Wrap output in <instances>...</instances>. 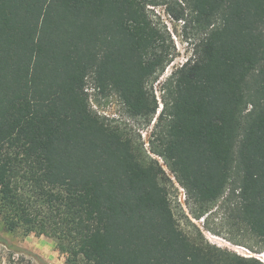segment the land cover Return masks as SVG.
Instances as JSON below:
<instances>
[{"label":"trees","instance_id":"1","mask_svg":"<svg viewBox=\"0 0 264 264\" xmlns=\"http://www.w3.org/2000/svg\"><path fill=\"white\" fill-rule=\"evenodd\" d=\"M157 7L197 40L159 113L174 46ZM111 96L134 126L92 109ZM221 200L264 243V0H0L4 231L64 264H263L192 222Z\"/></svg>","mask_w":264,"mask_h":264},{"label":"rangeland","instance_id":"2","mask_svg":"<svg viewBox=\"0 0 264 264\" xmlns=\"http://www.w3.org/2000/svg\"><path fill=\"white\" fill-rule=\"evenodd\" d=\"M153 11L157 16L154 19L159 21L160 26L166 27L174 46L172 61L159 79L153 83V90L159 103V113L162 108L160 99L162 85L172 72L192 57L193 47L197 40H195L196 36H193L194 34L190 32L189 26L184 28V22L175 20L166 12L165 7L153 8ZM91 106L99 115L134 126V122L124 116L122 106L116 96L98 98L97 103L91 99ZM149 132L150 130L140 132L145 142L148 139ZM166 172L169 174L167 170ZM175 185L177 188V201L175 204L178 203L186 211L184 191L177 184ZM221 205L222 200L208 216L200 220H192L207 242L236 254H238L235 251L236 248L242 247L253 254L254 257L252 258L256 259L255 256L264 257V243L258 239L241 235L236 229L231 228L226 209ZM65 259L66 255L56 248L51 239L44 236H35L34 234L24 236L21 232L8 233L4 231L0 223V264H64Z\"/></svg>","mask_w":264,"mask_h":264},{"label":"built area","instance_id":"3","mask_svg":"<svg viewBox=\"0 0 264 264\" xmlns=\"http://www.w3.org/2000/svg\"><path fill=\"white\" fill-rule=\"evenodd\" d=\"M184 193V192H183ZM184 198H185V195H184ZM240 250V252H239ZM239 255L243 256V257H246V258H250V257H254L253 254L248 251L247 249L245 248H242V247H238L236 248L235 250ZM256 259H258L259 261H261L262 263H264V257L262 256H255Z\"/></svg>","mask_w":264,"mask_h":264}]
</instances>
